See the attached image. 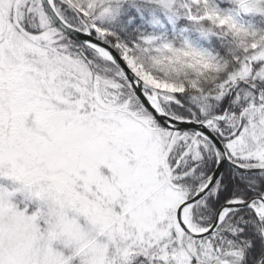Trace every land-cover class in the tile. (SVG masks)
<instances>
[{
	"label": "snow or ice",
	"instance_id": "1",
	"mask_svg": "<svg viewBox=\"0 0 264 264\" xmlns=\"http://www.w3.org/2000/svg\"><path fill=\"white\" fill-rule=\"evenodd\" d=\"M118 3L0 0V264H264V44L161 89Z\"/></svg>",
	"mask_w": 264,
	"mask_h": 264
},
{
	"label": "clouds",
	"instance_id": "2",
	"mask_svg": "<svg viewBox=\"0 0 264 264\" xmlns=\"http://www.w3.org/2000/svg\"><path fill=\"white\" fill-rule=\"evenodd\" d=\"M165 7L178 5L192 21L197 32L226 37L233 45L228 58L210 55L185 41L156 46L155 52H139L137 67L146 73L150 81L155 80L161 89L183 87L195 94L194 87L209 94L216 82L227 71L235 54H242L251 44H264V29L251 28L239 22L234 15L219 10L213 0H157ZM239 9L245 6L250 12L264 15V0H233Z\"/></svg>",
	"mask_w": 264,
	"mask_h": 264
},
{
	"label": "trees",
	"instance_id": "3",
	"mask_svg": "<svg viewBox=\"0 0 264 264\" xmlns=\"http://www.w3.org/2000/svg\"><path fill=\"white\" fill-rule=\"evenodd\" d=\"M220 5L234 10L237 7L229 1L221 2ZM116 11V16L102 23L132 43L144 45L146 38H152L155 39L152 40L154 45L164 42L175 44L187 39L210 55L228 58L232 54L230 49L233 45L226 37L211 33L203 35L192 28V21L186 17L176 20L173 26L165 24L164 28H152L148 22L153 16L162 17V11L157 8L153 10L146 0L125 1ZM245 20L246 26L264 29V15L246 16Z\"/></svg>",
	"mask_w": 264,
	"mask_h": 264
},
{
	"label": "rangeland",
	"instance_id": "4",
	"mask_svg": "<svg viewBox=\"0 0 264 264\" xmlns=\"http://www.w3.org/2000/svg\"><path fill=\"white\" fill-rule=\"evenodd\" d=\"M134 2L135 0H119V3L117 5H115V11L112 12L109 15H106L102 21L107 20L109 18H112L114 16H116L117 14V9L125 2ZM148 3L151 4V7H153V10L160 9L162 11V17H157V16H153V19L151 21L148 22V25H150L152 28L158 27V28H164L165 24H169L171 26H173V24L175 23L176 20H178L179 18H183L186 17L187 20L191 21L185 14L184 12L186 10L184 9H179L178 5H173L172 8H168L165 7L162 3L157 2V0H146ZM225 2V1H229L231 3H233V0H213L214 6H216L219 10L225 11L229 14H232L235 16L236 19H238L241 23H243L246 26V20L245 17L246 16H256V15H261V14H257L254 12H244L243 10L239 9V7L237 6L236 9H229L227 7H223L222 5H220V3L218 2ZM184 10V12H183ZM153 41L155 39H152ZM189 42L191 43L189 40L187 39H183L181 42L175 43V44H180L183 42ZM165 43V42H164ZM162 44V43H161ZM192 44V43H191ZM160 45V44H159ZM193 46H195L196 48L200 49L198 46L192 44ZM203 50V49H201ZM204 51V50H203ZM12 183V181L9 178H4V177H0V185H4V186H8Z\"/></svg>",
	"mask_w": 264,
	"mask_h": 264
}]
</instances>
